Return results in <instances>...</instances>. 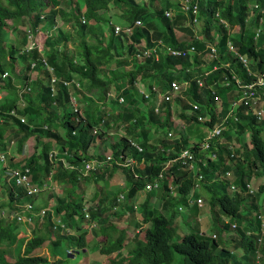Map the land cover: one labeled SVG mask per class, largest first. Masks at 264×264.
<instances>
[{
	"label": "trees",
	"instance_id": "trees-1",
	"mask_svg": "<svg viewBox=\"0 0 264 264\" xmlns=\"http://www.w3.org/2000/svg\"><path fill=\"white\" fill-rule=\"evenodd\" d=\"M4 1L5 3L0 1V42L4 41L5 29L8 26H13L14 30H18L21 19L30 17L33 12L38 14L48 0ZM53 1L56 2V0ZM146 1L82 0L87 7L86 18L93 19L94 27L92 32L81 30L76 32L78 41L73 49L66 45V41H74L73 32L62 28H57L45 35L44 55L37 49L20 52L14 42L11 43V51L7 55H2L4 49L0 46V74L7 68L14 69L9 55H14L19 62L24 64L23 76L25 78H29L27 74L31 71L32 58L42 60L44 57L45 62L52 66L53 77L58 82L57 92L52 94L49 73L39 60L36 69L43 74V77L39 74L32 81L33 91L23 95L25 105L20 107L19 95L15 92L11 80L5 82L0 79V92L3 94L0 100V151H11L6 153L9 159L6 166L0 159V193L8 198V202L0 204V210L5 206L14 207L15 201L22 202L26 199L34 201L40 196V194L27 193L25 187L17 185L15 180L9 176L8 168L23 171L27 167L30 168L34 182L39 184L56 166L57 184L62 185L63 190H65V185H70L74 191V193L66 192L64 197L51 195L59 199L55 204V213L57 215L63 213L62 220L67 223L68 227H74V233L51 239L49 235L52 231V223L49 212H47L44 222L38 219L45 225L44 231L38 227V221L34 222L32 235L27 239L25 234L20 237L17 219L0 217V245H13L18 241L22 244L15 261L4 260L2 264H60L61 260L57 254L62 252L63 246L67 248L85 246L87 230L81 229V223L80 225L75 224L73 218L77 215L81 221L84 219L82 211L85 206L84 198L82 192H78L79 190L75 192L83 176L76 169H67L65 165L79 166L83 160L103 158L100 154L87 152L95 140L92 134L94 128L102 141L107 140V129L109 132H111L110 129L112 131L122 129L121 137H116L117 139L112 137L114 141L109 140L108 146L111 151L115 155L122 153L130 156L136 161L143 158V163L137 166L124 169L114 165L110 168L106 167L99 173L91 174L96 182H105V178L109 181L116 173L123 175L127 180L125 201L121 207L117 208V211L122 213L127 210L134 217V207L127 203L138 189L144 187L146 182L153 181L163 171L169 158L176 156V154L167 155V150L174 149L178 152L183 148H189V139L181 135L169 142L168 134L173 131L171 129L172 110L169 107L171 101L161 106L160 113L155 112L157 91H154V86L160 88L163 86L166 89L167 85L174 80L180 82L190 80L187 92L176 99L182 107L178 116L189 123L186 129L190 135L200 133V129L202 130L200 124L195 127L190 126L191 121L199 123L197 121L199 117L208 118L202 123L203 127L208 130L224 122L223 135L226 140L232 139L233 132L238 139L243 138L245 132L249 133V144L243 142L240 144V149L236 148L234 152L227 144L220 143V136L211 141V147L204 153L200 152L196 146L193 149L197 158H205L208 152L217 153L216 158H211L208 163H205L207 166H201V171L208 180L213 179L216 173L232 172L236 193H230L228 187L231 183L226 178H214L213 182L204 184L205 191H207L206 198L210 201L211 209L216 214V207L220 208L214 218V224L218 226L217 235L203 233L199 220L191 224L189 231L185 232L179 241L172 240L175 229L172 219L175 212L169 217L149 203H142L140 222L144 219L150 222V225L145 229L143 238L136 239V235L134 236L135 246L128 250L127 257L113 259L111 263L141 264L138 255H143L148 264H171L174 254L179 253L182 258L178 264H257L256 255L260 252L259 262L264 264V241H259L264 223V118L258 120L256 116L258 106L245 100L240 102L234 112L237 120L228 117V120L224 121L240 93L233 76L239 78L242 84H247L254 79L248 74L246 66L236 54L227 48V38L230 36L238 52L251 59L253 70H264V6L257 8L255 17L251 18L249 24L245 21L248 2L263 4L264 0H220L218 2L211 0L207 6L200 3L204 23V30L201 33L204 38L197 36L193 29L181 23L180 16L170 18L165 15L164 11L172 5L179 8L178 0L174 3L164 0L162 7L159 8L155 6L157 0H149L148 4ZM109 3H113V8L120 11L114 14L122 23L133 24L135 19L140 18L145 24L135 25L130 35L125 33L115 35L111 30L113 25L108 24V17L105 14L106 8L110 10ZM79 12L80 3H76L73 16L76 17ZM221 15L228 19L231 25H238L235 33L230 35L226 27L220 26ZM110 16L112 15L109 14ZM154 16L162 22L164 30H160L155 25ZM46 22L47 27H52L55 23L53 16L48 17ZM31 23L33 28H36L45 22L37 16L32 19ZM258 26L261 27L258 37L260 43H257L254 37ZM213 28L219 29L223 36L219 37L218 52L212 58L207 56L206 52L210 49L208 42L216 40L212 33ZM92 34L94 39L89 42L88 37ZM152 37L164 38L165 43L175 49L188 50L193 47V50L180 55H172L165 50L160 53L159 59L146 57L139 60L135 56V44L142 38L149 44H153ZM111 59H115L117 65L130 64L131 66L125 73H119V70L114 68L115 81L108 80L99 71L101 66L108 65ZM77 75H79L78 78ZM124 76L128 77V83L121 86L120 79ZM197 78L204 80L205 87H199ZM226 81L230 83L224 85ZM139 82L149 93L148 97L140 92L137 86ZM210 86H214L215 94ZM112 88L118 92L124 109L117 110L116 105H118L119 98L109 96ZM72 95L79 102L90 103V107H84L85 111L82 114L78 109L73 110L70 106ZM205 95L206 112L202 111L201 107L195 111L186 102V100L199 102ZM218 96L223 102L222 111L217 114ZM143 102L146 103V110L140 111L138 106ZM109 104L110 108L105 110L103 107ZM187 111H191V115L186 116ZM12 112L26 117L27 123H23L19 117L11 114ZM101 126L105 127V130L101 131ZM59 128H63V136ZM30 138L35 139L34 151L25 159L24 164L15 163L13 161L14 149L9 140L15 139L17 150L22 152ZM204 138L205 135L201 140L204 141ZM201 140L196 142L200 143ZM130 141L139 143L141 150L131 146ZM54 145L58 152L64 154L63 158L49 156V150ZM200 163L204 164L203 161ZM110 169L114 170L110 171ZM163 172L165 175V179L161 181L164 185L161 196L163 204L168 206L173 203L171 199L167 201L170 195L169 184L173 181L176 185L180 180L181 183L176 186L177 201L184 204L186 194L194 181L193 175L187 170H179L177 164H173ZM255 175L262 176L263 179L258 183L256 190L250 192L248 186L251 187L250 181ZM151 198L149 193L146 200ZM117 204L116 197L110 198L109 202V195L100 194L97 196L95 207L89 206L90 219L101 222V227H107L109 223L106 211ZM199 210V207L193 205L191 213L199 212ZM220 211L230 216L229 221L221 222ZM85 220L88 221L87 218ZM228 229L235 231L231 236L233 242L224 238L223 232ZM219 231L221 237H219ZM108 236L109 233L105 237L106 240ZM120 248L122 244L119 241L117 244L110 243L108 246L102 244L99 250L108 254L109 263V254L119 253ZM46 249H49L50 253H47ZM239 249L242 251L238 252ZM83 264H87V261Z\"/></svg>",
	"mask_w": 264,
	"mask_h": 264
},
{
	"label": "clouds",
	"instance_id": "clouds-1",
	"mask_svg": "<svg viewBox=\"0 0 264 264\" xmlns=\"http://www.w3.org/2000/svg\"><path fill=\"white\" fill-rule=\"evenodd\" d=\"M169 1L171 3H174V1H176V0H169ZM218 1H220V0H216V2H218ZM163 2H164V0H163ZM163 2L161 3L160 7H162ZM76 3H80V12L76 15V17H74L73 16V12H74V6H75ZM178 3H179V0H178ZM197 3H199V10H197V13H196V16H197V21L196 22H193V20H192L193 14H192L191 11L188 12V13H185L183 10H181L180 3H179V8H177L176 6L172 5L168 10H165L164 12H165V15L170 17V18H174L176 16L177 17L180 16L179 19L181 20V23H183L184 25H186L189 28L193 29V31L197 33V36H199L201 31L203 32V30H204L203 29L204 28V23H203V15H202V12H201V9H200V2L197 1ZM111 4H112V6L110 7V10L114 7L113 3H111ZM249 4H250V8L252 9V13H253V15H251V16L248 14V6H249ZM248 6H247V12H246L247 13V17L245 18V21L247 22V24H249L251 18L255 17V13L257 11V8L259 6H264V3L261 4L260 2H248ZM86 10H87V7H86V5L84 3H82V0H56V2H54L53 0H48L47 3L43 6V8L40 10V12L38 14L33 12V13H31L30 17H23L22 18L26 22L25 25H20L21 22H22V19H21V21L18 24V30H16L17 33H15V30L13 29V26H8V28L5 29L4 40L8 39V38H11L9 40H11L12 43L15 42L16 48L20 52H24V51L31 50V49H37L38 51L40 50L42 52V54L44 55L43 52H44L45 44L43 42H44L45 35H48V33L56 30L57 28H62V29L67 30L69 32H73V34H75L74 35V41H73V46H74L75 43L78 41V38L76 37V32L77 31L81 30V31H91L92 32V29L94 27L93 19L92 18H89V19L86 18ZM107 10H109V8L108 9L106 8L105 11H107ZM166 11H172V14L171 15H167ZM115 12L118 13L120 11L118 9H115V11H110L108 13L105 12L106 17H108V24L110 25L112 23V25H113V28H111V27L110 28H111V30L113 31V33L115 35H117L119 33H125L126 35H130L132 33L133 27L135 25H143V24H145V23H143L144 20H142L140 18L135 19L133 24L122 23L117 18V16L114 14ZM109 14L112 15V16H116V20H114L112 18V16L109 17ZM37 16L39 17L40 20L44 21L45 23H43V24L41 23L36 28H33V24L31 23V21H32V19L36 18ZM50 16H53L55 23H54V25L52 27H47L46 19L48 17H50ZM59 18L63 21L62 26L58 25V19ZM153 19L155 20V25L160 29V27L158 26L157 21H156L157 18L154 16ZM136 20H140L141 22L140 23H136ZM219 24H220V26L226 27L227 30L229 31L230 35L232 33H235L237 31V29H238V25L237 24L231 25L230 22L228 21V19H226L222 15L220 16ZM19 26H21V28L23 30L19 29ZM116 26H119V29L117 31L115 29ZM197 29H199V30H197ZM160 30H162V29H160ZM163 30H164V28H163ZM260 30H261V27L258 26L256 28V32H255V36H254L255 39L257 37H259ZM212 31H213L212 33L214 34L216 40L214 42L213 41L208 42V47L210 49H208L209 51L207 52L206 55L213 58V56H215L217 54V52H218L217 51V45L219 43L218 42L219 41V37L223 36V33L217 28H213ZM109 32H110V30H109ZM151 32L153 34V29L152 28H151ZM42 33H44V35ZM199 37L204 38L203 34H202V36H199ZM88 41L89 42L93 41L91 36L88 37ZM152 41H153V44H149L147 40L142 38L139 42H137L135 44L136 46L134 48V52H135L136 58H138L139 60H143L146 57L159 59L160 53L164 52L165 50L168 51L169 54H172V55L186 54V51L191 52L193 50L192 47H191L192 49L188 48V50H181V49L172 48L171 46H169L168 44L165 43V39L164 38L156 39V38L152 37ZM3 42H0V46H3ZM24 42H27V43H24ZM211 44H215V46H216V52L212 56L210 54V52L212 51ZM230 44H233L235 49L237 50L234 42H232V39L229 36V38H227V44H226L227 48L229 50H231L230 49ZM11 48H12L11 45H9L7 53L9 51H11ZM170 49H173V50H175L177 52L173 53L172 51H170ZM231 52H234V51L231 50ZM237 52H238V50H237ZM7 53L4 52V51L2 52L3 55H7ZM238 53H240V52H238ZM235 54L238 57V54L237 53H235ZM240 54H242V53H240ZM246 58L248 60L250 70L253 71V72H258V71L253 70L251 68V61H250V59L248 57H246ZM32 59H33V62H31V71H29L28 74H27L29 76V78H25L23 76V74H24V65L20 66L18 59L14 55H9V60H11L13 62L14 69L7 68L0 74V79L1 80H4L5 82L7 80H11V82H12L14 88H15V92L18 93V95H19V105H20V107H23L25 105V100L23 98V95L24 94H29V93H31L33 91V89H32L33 88L32 81H34L39 74L43 77V74L40 73L36 69V66H37V63H38L39 60L41 61L40 64L43 66V68L46 69L48 71V73H49V84L51 86L52 94H54V92H57L56 84L58 82H56L55 78L53 77L52 66L45 62L44 57H42L43 61L40 58H38V60H36L34 58H32ZM238 59H239V57H238ZM80 62H81V60H80ZM124 65H130V64H124ZM130 68H131V66H130ZM251 76L254 77L253 75H251ZM234 77L235 76H233V78ZM235 78H237V77H235ZM44 79H46V78H44ZM46 80L48 81V79H46ZM200 80L203 81L202 85H200V83H199ZM238 80H239V78H238ZM239 82H240V80H239ZM173 83L178 84V89L177 90H175L173 88V86H172ZM229 83H230L229 81H226L224 83V85H228ZM197 84H199L200 88L205 87L204 86L205 82H204L203 79L197 78ZM137 86L139 87L140 92L145 97L149 96V93L145 90L144 87H142L139 83H137ZM236 86L238 87L237 83H236ZM189 87H190V80H184V81H181V82L177 81V80H174L169 85H167L166 89H164L163 86L161 88L157 87V86H154V91H157V98L155 100V107L157 108V106L159 105V108H160L158 111L155 108V112L156 113H160L161 112V106L166 104L168 101H171L170 106H169L171 110H173L172 108L174 106H176V108H178L179 111H180V108H182V107H181V104L177 103L176 99L178 97H182L183 94L185 92H187ZM210 88L212 89L213 93L215 94L216 92H215L214 86H210ZM238 89H239V87H238ZM240 92H241V90H240ZM2 95L3 94L0 92V100L2 99ZM239 95H240V93H239ZM239 95H238L237 99L234 100L233 107L230 110L228 116L225 117L224 121L228 120V117H233V119L235 117L237 118V116H235L234 112L236 111L237 106L240 104V102L238 101ZM167 97H168V99H167ZM72 98L75 99V106L74 107H72V100H71ZM219 99L221 100V102H220L221 107H220L219 110H216L217 114L222 111V102H223V100H222V98L220 96H218L216 101L218 102ZM120 100H121V98H120ZM186 102H188L192 106L193 110L196 111V110L200 109L199 103L190 102L189 100H186ZM234 103H238V104L236 106H234ZM21 104H24V105H21ZM194 104L197 105L196 109L193 108ZM76 105H77L76 97L72 95L70 97V106L73 108V110L74 109H78L79 110V108H77ZM79 113H80V111H79ZM11 114H14L17 117H19L23 123H27L26 117L17 115L14 112H12ZM185 115L186 116L191 115V111L185 112ZM173 117L174 116H173V113H172L171 119ZM178 118L185 125V126L184 125L182 126L183 129H185L189 125V123L186 122L184 119H182L180 116H178ZM200 119H202V117H199V120ZM207 119L208 118H205V121ZM258 120H260V119H258ZM219 125L223 126L222 127V133L219 135L221 137L220 143L221 144H224V143L227 144L234 152L235 145L232 143V139L231 140H226L224 135H223V132L225 130L224 122H222L220 124H217L216 126H219ZM214 128H212V129H214ZM212 129L207 130L205 135L208 134V132L210 130H212ZM110 131H111V129H110ZM95 133H97L96 132V128L93 129L92 134L94 135ZM245 133L247 134V132H245ZM168 135H173V134H172V132H170ZM233 135H234V137L236 139V142H237V140H238L237 135L234 132H233ZM117 137L119 138V137H121V135L119 136V134H118ZM111 139L112 138H108L107 137V140L103 141V142L106 143V147L102 149L103 152H101V153H89L88 150H87V152L89 154H100L103 157L102 159L93 158V159L83 160L82 163L79 166L65 165V167L67 169H76L83 176L80 179L81 182H83V181H87L90 178H92V175H91V177L89 176L90 172H91V174L92 173H99V172H97V170L101 166L105 165V163H109V168L114 166V165H116V166L124 168V169H126V167H131V166H134V165L137 166L138 164H142L143 163V158H141L139 161H136L132 157L126 156V155H124L122 153H119L118 155H115L111 151V148L108 146L109 140H111ZM101 142H102V140H101ZM9 143H11V146L16 145V140L15 139H11V140H9ZM129 143H130L131 146L137 148L138 150H141V147H140L139 143L134 142V141H130ZM202 143H203V140H201L200 143H197L196 141L194 143H189V148H190L191 152L194 155V160L193 159L191 160V163L193 165L192 168L183 167L179 163V160L176 159V157L179 156L181 151L183 149H186V148H183V149H181L178 152H176L174 149H168L167 152H166L167 155L176 154V156H173V157L169 158L166 161V164H165V167L163 168V171L169 169L170 166H172L173 164H177V168L179 170H187L189 173H191L193 175L194 181H193L192 185L190 186V188H189V190H188V192L186 194V197H185L186 199H185V203H184L185 205H187L189 207H192L193 205H196V206H199V207L204 206L206 198L199 191H197V188H200L202 185L204 186V184H206V183L213 182L214 178L215 179H222V178H226V176H227V175L223 176L219 172V173H216V176H214L213 179H211V180H208L205 177V174L201 171V166H207L205 163H208V160H210L211 158H216L217 157V153H216V157H211V156L209 157V154H212V153L208 152L207 154H205V158H197L195 156V152L193 151V149H194V146H196L197 149H199L200 152H203V153L206 152V150L205 151L201 150ZM93 144H94V142H93ZM24 149H25V147H24ZM7 152H11V151L8 150ZM7 152L0 151V153L5 154L6 157H7V155H6ZM49 156L52 157V158H54V156L55 157L56 156H60L61 158H63L64 154L58 152L56 146L54 145L49 150ZM200 161H203L204 164H201ZM87 164L90 165L89 168H86ZM4 166H6V165H4ZM9 169H15V168H8V171H9ZM103 169H105V168H103ZM115 169L121 170L120 168H115ZM112 170H114V169H112ZM112 170L110 169V171H112ZM110 171H109V173H110ZM163 171L160 172L157 175V177L153 181L150 182V183H152V187L151 188H147L146 187V184L149 183V182H146L144 187L138 189L135 192L134 197L130 200L129 203H127V205H130V206L134 207V217H132V215H130L127 210H125L122 213H119L117 211V208L121 207L123 205L124 201H125V190H126V187H127L126 178H124V176L119 174V173H116L109 181H107L106 178H105V187L109 186V192H108L109 193L108 194L109 195V202H110V198H115L116 197V201L118 202V204H120V206L118 204L116 206H113L111 209L106 211V214L108 215V213L111 212V210H115L116 211L115 214L118 215V216H121V215H127L128 216L127 220L129 221L130 225H126L125 224V226H131L130 231H132V233H133L132 241L134 242L132 247L135 246V240H134V236L135 235H136V239L143 238L145 230H142L141 228H142L143 225H145L148 222V221H144V219L142 220V222H140L141 218H142V214H141V211H140V205L142 203L147 202V203H149L152 206L153 200H154V196H155V194L157 192H159V194H157L158 195V200L156 202V204H157L156 209L157 210H161V212H162V209L167 207V205L163 204V200H162V197H161L162 196V186H164V185H162L163 183H161V181H163L165 179V175H164ZM228 173H230V172H227V173H224V174H228ZM30 174H32L31 170H30ZM107 175H108V173L106 172V176ZM9 176H11V175H9ZM171 179L173 180V176L171 177ZM32 180H33V185L34 186L42 187L44 183L48 184V188L41 189L39 192H36L34 194H40L41 192L49 191V190H52L54 188L53 179H51L50 174L39 184H36L34 182L33 174H32ZM180 183H181V180L176 185H174L173 181L170 182V184H169L170 195L168 196L167 201L169 199H172V198H175V197L177 198L178 191L176 190V186L179 185ZM248 187H249V191L250 192L253 191V189L250 186H248ZM26 191H27V193H29L27 189H26ZM141 192H144V193H141ZM149 193L151 194L152 198L147 201L146 198H147V195ZM137 194L138 195L144 194V198L140 202V204H138L137 199H136ZM40 195H43V193L40 194ZM44 195L47 196V192H45ZM197 197H202L203 198V205H201V206L197 205L195 202H193L192 204L189 203L188 198L195 199ZM36 199L38 200L40 198L39 197L35 198L34 201H25V200L22 201V202L15 201L14 207L9 209L8 211L5 208H2L0 210V217L9 216V217H12L13 219H17V221L19 223H21V222L25 223L26 224V229L24 231H27V233H30V235H28L27 233H23V234H25L27 236L26 237L27 239H29L31 237V235H32V225L34 224V222L36 223L37 222L36 220H38L39 218H40V221L45 220V217L47 216V212H49L50 220H51V223H52V231H51V233L49 235L51 239H55V238H52V233L60 234V235H66V234L74 233V227L73 226L72 227H68L67 223L62 220L60 215H57L54 212V210L50 208L49 203L45 202L44 204L41 205V201L37 202ZM28 203H32L34 205V207H33V211H34L33 219L24 221L22 219H19L18 216L16 214H14V213H16V212H24V206L26 204H28ZM95 203H96V201H95ZM95 203L93 205H85V206H83V208L86 207L88 209V212H89V216L88 217L84 216L83 220H85L87 218L88 219L87 224L90 227H94L95 224L97 223L95 220L90 219V207L89 206H92L94 208L95 207ZM179 206L182 209V206L181 205H179ZM83 208H82V211L84 213ZM181 209H179V210H181ZM41 210H43V212H41ZM190 212L185 213V214H189ZM176 214L177 213H174V215H176ZM185 214H183V217H184ZM137 215H139V217ZM55 223H57V225L54 227ZM74 223L76 224L78 222L76 220H74ZM61 224H63V226H61ZM233 226H235V223H233ZM81 229H82V227H81ZM202 232H203V229H202ZM261 232H262V230H261ZM203 233H207V232L204 231ZM210 235L216 236L217 233L214 232V233H212ZM261 240H262V234L259 237V241H261ZM14 244L17 245V243H14ZM23 249H24V247H23ZM76 249L77 248H74V247H68L66 249V252H67L68 255H70V254L73 255V253L76 251ZM46 252L50 253L49 249H46ZM100 253H102V252L100 251ZM107 255L108 254H106V259H107ZM57 257L60 258V255L57 254ZM103 259H105V258H103ZM103 259L101 261H103ZM259 259H260V252H257V255H256V263L257 264H261L259 262Z\"/></svg>",
	"mask_w": 264,
	"mask_h": 264
},
{
	"label": "rangeland",
	"instance_id": "rangeland-1",
	"mask_svg": "<svg viewBox=\"0 0 264 264\" xmlns=\"http://www.w3.org/2000/svg\"><path fill=\"white\" fill-rule=\"evenodd\" d=\"M0 1L5 3L4 0H0ZM138 1L145 2L146 0H138ZM197 1H199L200 3H203L204 5L207 6L211 0H197ZM162 2H163V0H157L155 2V6L157 8H159ZM148 3H149V0L146 1V4H148ZM111 6H112V4L110 3L109 7H111ZM110 11H115V9L112 8L111 10H107L105 12L108 13ZM248 14L250 16L253 15L252 9L250 8V4L248 6ZM112 18L114 20H116V16H112ZM156 21H157V24L160 27V29L163 30L164 25L162 24V22L159 19H157ZM25 24H26L25 20L22 19V22L20 25H25ZM62 24H63V21L59 18L58 19V25L62 26ZM19 29H22L21 26H19ZM197 30H199V29H197ZM15 33H17L16 30H15ZM42 34L44 35V33H42ZM199 36H202V34L200 33ZM91 38L94 39L93 34L91 35ZM9 39H11V38L5 39L3 42L4 52H6V53H7L9 45H11V43H12V41ZM256 40H257V43H260V38L257 37ZM66 45L69 48H72V49L74 48L73 42L71 40L66 41ZM78 60H79V58H78ZM250 61H251V59H250ZM19 65L23 66L24 64L22 62H19ZM114 68L118 69L119 73H125L126 71H128L130 69V65H124V64L117 65L115 59H111L110 63L108 65H105V66L102 65L101 69L99 71H100V74L105 75L108 80L115 81L116 79H115V76L113 73ZM262 71L264 72V70H262ZM78 76L79 75H77V78H78ZM120 82H121V86L127 85L128 77L127 76L122 77L120 79ZM139 84L141 86H143L142 83L139 82ZM83 85L86 86V84H83ZM84 92L88 95V93L86 91H84ZM109 96L119 98L118 105H116V107L118 108L117 110L124 109L123 102H121L120 96H118V92L115 90V88H112L110 90ZM76 102H77L76 107L79 108V111L81 114L83 113V111H85V110H83L84 107H87V108L90 107V103L88 104L85 102H79V101H77V99H76ZM220 102H221V100L219 99L218 100V107L216 110L220 109V107H221ZM196 103H199L202 111L207 110L206 95L202 96V100L199 102H196ZM21 105H24V104H21ZM72 107H74L73 104H72ZM103 108H105V110H108L110 108V104H109V106H106ZM138 108L140 111H145L146 110V103L145 102L140 103ZM172 109H173L172 113H173L174 117L171 120V123H172L171 129H173V131H171V132L173 135L168 136L169 142H172V140L175 137H178L179 135L188 138L189 143H194L195 141L201 140L204 137L205 133L208 130L205 127H203L204 124H202L205 122V118L197 120V121H199V123H197L195 121H191V123H190L191 127H195L197 124H200L199 126H202V130L200 129V133H197L195 135H190L186 128L183 129L182 126L184 124L178 118L179 109L176 108V106H174ZM263 117H264V111L262 113L260 120H262ZM103 130H105V127L101 126V131H103ZM107 131L108 132H106V135L108 138H112V137L116 138L118 136V134H119V136L121 134H123L122 129L117 130V131L111 130V132H109V129H107ZM59 132L62 136L64 135L63 128H59ZM206 136H207V134L205 135V138H206ZM248 137H249V133H247V134L244 133L243 138L238 139L236 142V139L233 135L232 136V143L235 145V149L236 148L240 149L239 144H242L243 142H247L249 144V138ZM94 138H95L94 144H92V146L89 147L88 152L89 153H101V152H103L102 149L106 147V143L103 141L101 142V139L97 136L96 133L94 134ZM205 138H204V140H205ZM34 144H35L34 138L28 139L26 142V145H25V149L22 150V152L17 150L16 145H13V149H14L13 150V154H14L13 161H15V163H20L21 165L24 164L25 159L29 156L30 153H32L34 151V149H35ZM8 161H9V159L7 156L5 158V164L4 165H7ZM106 167H109V163H105V165L101 166L97 170V172H101L103 170V168H106ZM56 172H57V168L55 167L52 169V171L50 173V177H51V179H53L54 188L52 190L45 191V192H47V196H45V197L43 195L39 196L41 200H43L45 198V200L48 201L50 208L53 209L54 212H55V204L59 199H55L54 196H51L52 194H55V196L64 197L66 192L74 193V191H72L73 188L70 187V185H65V188H64L65 190H63V186L57 184L58 182L55 180ZM221 175H223V176L227 175L226 178L231 183L230 186L228 187V190L230 191L231 194H235L236 193V185L234 182V174L232 172H230L228 174L221 173ZM89 176L91 177V172L89 173ZM262 179H263L262 176H256V175L253 176L251 181H250L251 188L253 190H256L258 183H260ZM77 190H79L78 192H82L85 205H93L97 199V196H100V194H107V195L109 194L108 193L109 192V186L105 187V182H103V181L96 182L92 178H90L87 181H83V182L79 181L78 185H77V189L75 190V192ZM197 191H199L205 198L207 197V191H205V187L203 185L200 188H197ZM45 192H41L40 194H42V193L44 194ZM141 193H144V192H141ZM5 198H6V200H5ZM143 198H144V194H140V195L137 194L136 199H137L138 204H140V202L143 200ZM40 199H38V200L36 199L37 202H40ZM27 200L28 199H26L25 201H27ZM157 200H158V195L155 194L153 204H152L153 208H155V209L157 207V204H156ZM2 202H4V203L8 202V198L5 195H2L0 193V204ZM171 202H173V203L171 205H168L166 208L162 209V212H163V214H165L169 217L172 216L173 212L177 213L172 219L174 227H175L174 234L172 236L173 241L174 240L175 241L181 240L183 234L185 232L189 231L191 224L194 223L195 221H199V220H200V222H199L200 227H201V229H203V232L206 231L207 234H212L214 232L217 233L216 229H218V226H216L214 224V218H215V215L219 212L220 208L218 206L216 207L217 212L215 214V212H213V209H211L210 201L207 198L205 200L204 206H202V207L197 206L200 208V210H199V212H196V213L190 212L191 208L193 206L189 207V206L182 204L181 202L177 201L176 197L172 198ZM258 203H259V201H258ZM179 205L182 206L181 210L178 209ZM3 208H5L8 211L12 207L11 206H9V207L5 206ZM115 212H116L115 210H111V212L108 213L109 225L107 227H101L102 224H101V222H98V221H96L97 223L95 224L94 227H90L87 224L88 221H86V220L81 221L77 215L73 216L74 220H76L79 224L81 223L82 229L85 228L87 230L86 244H85V246H83L81 248H77L76 251L73 253V255H71V254L68 255L66 252L67 248L63 246L61 248L62 252L59 253L60 254V260H61L60 264H83L84 261H87V264H112L111 260H113V259H118L119 257H127L128 250L132 247V245L134 243L132 241L133 233H132V231H130L131 226H125V224L130 225L129 221L127 220L128 216L127 215L118 216L115 214ZM188 212H190V213L185 214ZM62 214L63 213L61 212L60 217L62 216ZM183 214H185L184 217H183ZM137 216L139 217V215H137ZM4 218L13 219L12 217H9V216H4ZM229 218H230L229 215L224 214L222 211H220L221 222H224L226 220L229 221ZM45 219H46V217H45ZM231 219L235 220L236 218H231ZM36 221H38V220H36ZM44 221H42V222H44ZM42 222H39V224H37V225L39 228H41L44 231L45 225ZM149 225H150V222H147L145 225L142 226L141 229L145 230V228ZM19 229L21 230L20 231V237L23 235V233H27V231H24L26 229L25 223H22V222L19 223ZM234 232L235 231H233V229H228V230L224 231L223 232L224 238L226 240H230V242H233L231 236L233 235ZM107 233H109V236L107 237V240H106L105 237H106ZM27 234L30 235V233H27ZM261 234H262V241L261 242H263L264 241V223L262 225ZM58 236H60V234L52 233V238H56ZM219 237H221L220 231H219ZM119 241L122 244V248H120L119 253L115 252V253L109 254L110 259H109V263H108V260L106 259V254L100 253L99 247H101L102 244H107V246L110 243H116L117 244V242H119ZM230 242H227V243L230 244ZM20 245H22L20 241H18L17 245L16 244H13V245L1 244L0 245V264H2V262L4 260L5 261H15V259L17 258V255H18V250H19ZM49 248H51V246H49ZM241 251L242 250L239 249L238 252H241ZM138 257H139V259H141V264H148V261L143 257V255H138ZM101 258H105V259H103V261H101ZM181 258H182L181 254L175 253L173 263H171V264H178V262L180 261Z\"/></svg>",
	"mask_w": 264,
	"mask_h": 264
},
{
	"label": "built area",
	"instance_id": "built-area-1",
	"mask_svg": "<svg viewBox=\"0 0 264 264\" xmlns=\"http://www.w3.org/2000/svg\"><path fill=\"white\" fill-rule=\"evenodd\" d=\"M179 3L181 6V10H183L185 13H188L190 11L192 12L193 14L192 20L193 22H196L197 21L196 13H197V10H199V3H197V0H179ZM166 14L171 15L172 11H166ZM140 22H141L140 20H136V23H140ZM115 29L117 31L119 29V26H116ZM211 47H212V51L210 52V54L212 56L216 52V46L215 44H211ZM230 49L238 54L239 59L246 66L248 74L254 76V79L247 84H241L238 78L234 77L236 80V83L238 84L239 89L241 90L238 101L241 102L244 100H249L255 106H258L256 115L258 119H261L262 113L264 111V72L263 71H258V72L251 71L249 68V63H248L247 58L244 55L238 53L233 44H230ZM170 51H172L173 53L177 52L173 49H170ZM199 83L200 85H202L203 81L200 80ZM172 86L175 90L178 89V84L173 83ZM71 100H72V104L75 106V99L72 98ZM237 104L238 103H234V106H236ZM193 108L196 109L197 105L194 104ZM159 109L160 108L158 105L156 110L158 111ZM234 119L236 120L237 118L235 117ZM222 127H223L222 125L216 126L214 129L208 132L205 140L203 141L201 145V150L205 151L211 147V141L222 133ZM210 156L216 157V153L209 154V157ZM5 158H6L5 154L0 153V159L3 161V164H5ZM176 159L179 160V163L183 167H189V168L193 167L191 160L192 159L194 160V155L191 152L190 148L183 149L181 153L179 154V156L176 157ZM89 167L90 165L87 164L86 168H89ZM8 173L9 175H11V178L14 179L18 185L25 187L29 193H36V192H39L41 189L48 188L47 183H44L42 187L33 185L32 174H30L29 168H25L24 171L16 169V168L9 169ZM146 187L151 188L152 183L150 182L147 183ZM188 201L190 204L195 202L197 205H200V206L203 205L202 197H197L195 199L188 198ZM33 207L34 205L32 203H28L24 206V212H16L14 214H16L19 219H22L24 221L32 220L33 214H34ZM178 209H181V207L179 206ZM83 210H84V216L88 217L89 216L88 209L84 207ZM41 212H43V210H41ZM56 225L57 223H55L54 227ZM61 226H63V224H61Z\"/></svg>",
	"mask_w": 264,
	"mask_h": 264
},
{
	"label": "crops",
	"instance_id": "crops-1",
	"mask_svg": "<svg viewBox=\"0 0 264 264\" xmlns=\"http://www.w3.org/2000/svg\"><path fill=\"white\" fill-rule=\"evenodd\" d=\"M157 194H159V192H157L156 195H157ZM43 195H44V194H43ZM44 197H45V195H44ZM39 198H40V197H39ZM40 201H41V205L44 204L45 202L48 203V201H46L45 198H44L43 200L40 199ZM102 259H103V258H101V260H102Z\"/></svg>",
	"mask_w": 264,
	"mask_h": 264
}]
</instances>
